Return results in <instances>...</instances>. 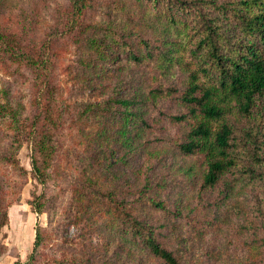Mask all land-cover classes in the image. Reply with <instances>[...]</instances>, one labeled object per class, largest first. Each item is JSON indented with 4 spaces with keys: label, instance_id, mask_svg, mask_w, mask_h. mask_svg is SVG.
<instances>
[{
    "label": "rangeland",
    "instance_id": "rangeland-1",
    "mask_svg": "<svg viewBox=\"0 0 264 264\" xmlns=\"http://www.w3.org/2000/svg\"><path fill=\"white\" fill-rule=\"evenodd\" d=\"M67 6L68 0H0V23L15 41L49 43L56 92L70 106L61 114L43 182L31 171L28 138L13 148L14 162L0 158V205L7 215L0 226V264H160L124 240L111 206L151 224L181 264H264V182L238 180L226 193L225 180L202 187L201 156L177 147L187 122L169 119L184 105L175 93L152 99L148 91L181 87L184 72L178 65L162 71L154 56L131 60L120 45L138 38L158 45L142 21L149 20V10L140 0H90L83 20L100 21L95 35L101 44L89 48L85 36L92 28L76 35L63 27ZM32 92L30 69L0 48V100L30 115ZM132 96L140 107L129 103L133 112L124 118L127 111L115 99ZM87 101L95 105L83 112ZM4 120L0 154L11 135ZM34 195L40 212L30 204Z\"/></svg>",
    "mask_w": 264,
    "mask_h": 264
},
{
    "label": "trees",
    "instance_id": "trees-1",
    "mask_svg": "<svg viewBox=\"0 0 264 264\" xmlns=\"http://www.w3.org/2000/svg\"><path fill=\"white\" fill-rule=\"evenodd\" d=\"M140 2L142 10L150 12L149 20H141L149 23L159 43L153 45L149 39L138 38L121 41L120 45L131 60L154 56L162 71L178 65L184 72L181 87L157 85L148 91L152 99L175 93L184 105L183 112L170 114L169 119L187 122L188 128L177 147L184 154L201 156L204 163L201 186L212 188L218 181L225 180L222 191L226 193L238 180L264 182V0ZM89 3L90 0H68L63 27L74 30L76 35L92 28L88 37L85 36L91 48L96 44L95 27L100 21L83 20ZM124 29L123 36L127 38L129 30ZM103 30V34L108 31L107 28ZM113 36L110 34L108 38L114 41ZM15 42L18 43L0 23V48L26 65L32 74L35 111L21 115L17 106L0 100V121L4 123L7 118L11 129L9 146L0 158L14 162L13 148L20 145L22 136L28 138L31 171L43 182L45 170L56 151L61 114L70 106L56 92L49 43L43 40L23 46L13 45ZM99 44L101 42L96 45ZM105 55L101 53L100 57ZM132 98L115 99L127 111L124 118L133 112L128 109L129 103L140 107V99ZM82 105V111L86 112L95 103L87 101ZM241 120L245 123L237 126ZM149 201L159 204L152 198ZM30 204L35 212L41 211L38 195L33 196ZM109 213L120 220L119 230L131 246L160 264H181L173 251L158 240L151 224L136 218L129 209L122 211L111 206ZM6 219V212L0 205V226ZM37 230L35 227L33 247L37 244Z\"/></svg>",
    "mask_w": 264,
    "mask_h": 264
}]
</instances>
